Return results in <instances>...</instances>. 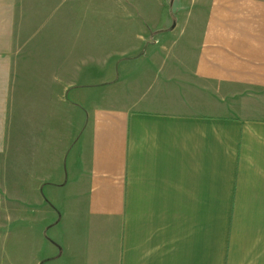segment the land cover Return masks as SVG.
I'll use <instances>...</instances> for the list:
<instances>
[{
    "label": "crops",
    "instance_id": "1",
    "mask_svg": "<svg viewBox=\"0 0 264 264\" xmlns=\"http://www.w3.org/2000/svg\"><path fill=\"white\" fill-rule=\"evenodd\" d=\"M139 1L0 0V264H264V0Z\"/></svg>",
    "mask_w": 264,
    "mask_h": 264
},
{
    "label": "rangeland",
    "instance_id": "2",
    "mask_svg": "<svg viewBox=\"0 0 264 264\" xmlns=\"http://www.w3.org/2000/svg\"><path fill=\"white\" fill-rule=\"evenodd\" d=\"M159 0H154L155 4L153 2H148V3H145L146 6H148V9H145V11L149 12V13H153L156 11H160L161 10V7L159 6V4H157ZM131 2L135 3V5L138 6V4H140V6H142V2H140L139 0H131ZM183 1H180L179 0H167L166 1V11H171V12H177L179 11V9H184L183 11L187 14L188 12L190 13H193L195 14L196 12V9L198 8L197 5H193L192 3V0H188V2L185 3V5L182 3ZM139 6V7H140ZM151 6H153V9H151ZM178 6H182V8H179ZM106 6L102 7L101 9L103 10V8H105ZM145 7V6H143ZM151 9V10H150ZM153 10V11H152ZM162 11V10H161ZM141 12V11H140ZM160 13V12H159ZM157 13V14H159ZM186 16V15H185ZM135 66V65H134ZM127 73V72H126ZM132 73L131 75H137L139 74V70L136 69V70H132Z\"/></svg>",
    "mask_w": 264,
    "mask_h": 264
}]
</instances>
